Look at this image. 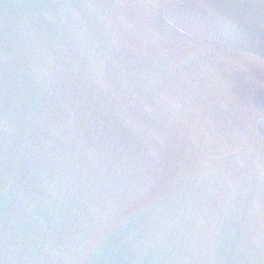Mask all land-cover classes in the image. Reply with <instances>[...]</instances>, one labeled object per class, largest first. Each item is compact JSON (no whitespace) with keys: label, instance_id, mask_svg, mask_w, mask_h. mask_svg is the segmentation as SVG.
<instances>
[{"label":"water","instance_id":"1","mask_svg":"<svg viewBox=\"0 0 264 264\" xmlns=\"http://www.w3.org/2000/svg\"><path fill=\"white\" fill-rule=\"evenodd\" d=\"M0 264H264V0H0Z\"/></svg>","mask_w":264,"mask_h":264}]
</instances>
